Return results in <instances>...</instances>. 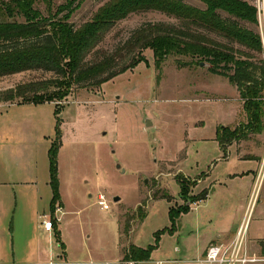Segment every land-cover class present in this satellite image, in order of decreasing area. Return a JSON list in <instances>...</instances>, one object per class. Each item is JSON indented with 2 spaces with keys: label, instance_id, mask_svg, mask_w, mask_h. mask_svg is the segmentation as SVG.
Masks as SVG:
<instances>
[{
  "label": "rangeland",
  "instance_id": "1",
  "mask_svg": "<svg viewBox=\"0 0 264 264\" xmlns=\"http://www.w3.org/2000/svg\"><path fill=\"white\" fill-rule=\"evenodd\" d=\"M108 1H84L71 22L79 27L90 21ZM182 1L199 9L206 8L199 0ZM244 1L258 8V25L233 20L259 33L264 43V0ZM42 2L38 0L35 5L46 16ZM65 2L53 0L54 7ZM10 3L12 0H0V22L20 20L10 18L5 11ZM219 13L223 18H229L226 13ZM158 22L177 21L157 11L130 15L105 37L99 47L100 53L113 52L134 30L144 24ZM144 55L146 63L98 89L74 86L66 99L55 104L61 112L58 118L61 119L62 132L57 155L59 193L62 188L65 202L62 212H67L64 216L58 214L61 219L59 237L66 245L67 258L65 249L58 248L55 237L53 247L54 255L61 253L62 261L69 264H133L123 260L130 245L140 248L156 246L149 261L134 264H157L160 261L165 264H207L201 261L205 259V239L209 230L217 228V222H213L210 229L203 224L201 226L200 218L207 216L208 211L203 206L182 213L174 222L170 211L188 206L191 209L194 201L206 190L197 188V185L206 177L207 157L215 155V150L208 141L201 139L214 135L213 129L218 127L216 123L242 120L246 116L237 109L239 102L234 93L235 86L228 79L212 74L210 65L180 67L178 60L190 62L192 59L170 57L162 69L157 70L152 51L146 50ZM96 57L98 54L91 55L89 59ZM54 78L55 74L44 71L0 78V92L22 83ZM2 104L5 103L0 102ZM43 108L48 109L47 113L52 117L51 107ZM28 115L32 118L33 114L30 111ZM57 122V119L53 121L50 128L53 133L49 135L17 138L18 142H40L39 165L47 172H50L48 150L56 140ZM245 130L251 131L243 123L241 133ZM178 179L184 180L188 191L184 197L180 193ZM247 181L250 182L249 179ZM248 182H239L245 203L251 193ZM235 184L223 190L238 189ZM101 195L109 205L108 210L102 209L98 203ZM115 197L120 200L115 202ZM219 197L222 196L212 199L213 204H219ZM50 201L41 205L48 216L52 214ZM143 215L142 221L140 216ZM221 217L224 219L226 216ZM25 218L1 216L0 240L4 243V255L9 262L22 261L32 233ZM251 218L248 211L246 232ZM42 221L43 218H37L43 227ZM25 227L26 236L23 234ZM254 229L255 223H252L250 235ZM55 233L54 229L51 234ZM158 233L160 238L157 240ZM38 235L48 250L50 243L46 234L39 230Z\"/></svg>",
  "mask_w": 264,
  "mask_h": 264
},
{
  "label": "trees",
  "instance_id": "2",
  "mask_svg": "<svg viewBox=\"0 0 264 264\" xmlns=\"http://www.w3.org/2000/svg\"><path fill=\"white\" fill-rule=\"evenodd\" d=\"M37 1L12 0L5 8L10 18L20 20L0 22V78L31 71L53 73L56 78L22 83L0 92L1 103L57 104L71 94L74 86L98 89L146 63L144 52L151 50L157 70H161L170 57L192 59L190 62L178 60L180 67L210 65L212 74L228 79L239 90L248 119L246 126L256 132L264 131V43L259 33L240 26L235 20L258 25L255 5L244 0H199L206 6L199 9L182 0H110L90 21L76 27L71 22L72 16L87 0H66L57 7L53 0H42L46 16L36 7ZM147 11L164 13L177 22L144 24L113 52L100 53L101 43L118 23L132 14ZM219 12L229 18H223ZM97 54L95 59H89ZM60 113L56 107V140L49 149L52 213L61 198L57 168L62 137ZM238 132L241 130H219L218 140L225 156L227 145L237 138ZM178 185L181 195L186 196L184 180L178 179ZM208 194V190L203 191L197 200H205ZM189 211V206L176 211L171 209V220L174 222ZM140 217L142 221L145 218ZM53 222L57 224L56 219ZM126 234H129L127 229ZM56 235L59 247L65 249L60 233ZM155 248L130 245L123 260L149 261Z\"/></svg>",
  "mask_w": 264,
  "mask_h": 264
},
{
  "label": "crops",
  "instance_id": "3",
  "mask_svg": "<svg viewBox=\"0 0 264 264\" xmlns=\"http://www.w3.org/2000/svg\"><path fill=\"white\" fill-rule=\"evenodd\" d=\"M234 90H236L234 93L239 102L237 109L243 111L246 116L240 92L237 87H234ZM43 107H51L52 117L47 113L48 109ZM55 110L54 103L39 105L5 103L0 105V220L1 216H25L24 220L32 230L24 248L22 261L18 263L9 262L4 255V243L0 240V264H41L51 258L61 256L59 252L54 255L53 247L54 237L56 239V234L60 232V221L54 225L56 233L53 235L51 234L53 232H46L37 222V218L42 219L43 216H48L41 205L52 200L53 197L50 172L39 165L40 142L17 141V138H41L42 134L53 133L50 128L57 118ZM30 111L33 114L32 118L28 115ZM223 122L216 123L218 127L213 129L215 133L212 137L201 139L208 141L215 150V155L207 157L209 167L206 177L197 185V188L208 190L209 194L205 200L193 204L190 210L193 211L200 206L208 210L207 216L200 218L201 226L203 224L206 229H210L213 222H217V228L209 230L206 235L204 255L211 244L228 246L233 243L238 231L242 227H247L246 217L249 211L252 218L246 232V247L251 255L259 258L257 263H264V131L238 132L237 138L227 145L225 156L218 140L219 130L225 128L231 131L241 130L243 123H248V119L246 116L242 120L233 122L224 120ZM248 179L250 182L247 181ZM241 181L243 184L248 182L251 188L246 203L244 192L239 189ZM233 183H236L235 186L238 189H230L229 192L223 190H228ZM60 195L61 198L57 204L64 209L62 188ZM219 195L222 196L219 197V204H213L212 199ZM66 213H62L63 216ZM221 216L226 217L222 219ZM252 223H255V229L250 235L249 230ZM39 230H42L49 239L48 250L42 244L38 235ZM23 234L26 236V227ZM60 241L62 242L61 239ZM65 253L67 258L66 245ZM66 263L69 264L68 261Z\"/></svg>",
  "mask_w": 264,
  "mask_h": 264
},
{
  "label": "built area",
  "instance_id": "4",
  "mask_svg": "<svg viewBox=\"0 0 264 264\" xmlns=\"http://www.w3.org/2000/svg\"><path fill=\"white\" fill-rule=\"evenodd\" d=\"M102 209L108 210L109 205L105 201V197L101 195L98 201ZM59 213L62 212L60 204H56L54 212L49 216H43L42 225L46 232H53L54 222L60 221L58 217ZM246 227H242L237 234L236 240L230 245L226 246L223 244H211L205 253V259L201 260L207 264H254L259 261L256 255H251L246 247ZM61 256L51 258L49 261L41 264H67L62 261ZM134 264V263H133ZM157 264H165V262H157Z\"/></svg>",
  "mask_w": 264,
  "mask_h": 264
},
{
  "label": "water",
  "instance_id": "5",
  "mask_svg": "<svg viewBox=\"0 0 264 264\" xmlns=\"http://www.w3.org/2000/svg\"><path fill=\"white\" fill-rule=\"evenodd\" d=\"M204 65H205L204 63H201V66H204ZM146 124H149V122L147 121ZM119 200H120L119 197H115V198H114V201H115V202H118Z\"/></svg>",
  "mask_w": 264,
  "mask_h": 264
}]
</instances>
